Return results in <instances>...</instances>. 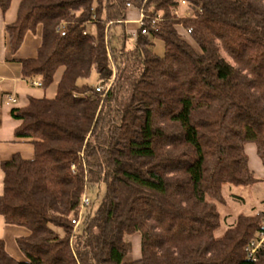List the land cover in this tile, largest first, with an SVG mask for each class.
I'll list each match as a JSON object with an SVG mask.
<instances>
[{"label":"trees","instance_id":"trees-1","mask_svg":"<svg viewBox=\"0 0 264 264\" xmlns=\"http://www.w3.org/2000/svg\"><path fill=\"white\" fill-rule=\"evenodd\" d=\"M12 1L0 0L3 15ZM181 1H20L5 26L11 53L41 30L37 55L20 59L23 78L47 89L64 72L53 98L12 109L15 137L32 142L34 157L1 162L0 214L29 233L17 238L24 261L0 238V264H264V246L255 260L248 251L264 210L219 233L225 185L262 181L245 147L264 165V0H186L185 16ZM128 4L148 29L132 48L126 31L110 34ZM96 185L105 186L98 207H82ZM135 235L141 257L129 259Z\"/></svg>","mask_w":264,"mask_h":264},{"label":"crops","instance_id":"crops-1","mask_svg":"<svg viewBox=\"0 0 264 264\" xmlns=\"http://www.w3.org/2000/svg\"><path fill=\"white\" fill-rule=\"evenodd\" d=\"M20 1L13 0L11 7L5 15L2 14L0 9V196L3 193L4 179L1 162L10 159L17 153L21 154L25 159L34 157L32 142L15 137L14 132L20 121L12 116V109L14 107L26 106L31 98H53L57 93L58 83L64 72V68H60L55 74L54 82L47 89H43L41 86H34L23 78L20 59L31 58L37 55V50L41 44V30L39 29L36 33H28L19 51L15 54L11 53L5 26L16 19ZM131 13L134 17L129 18L128 21L134 22L137 19L135 17L136 11L128 12V14ZM92 25L94 24H89V27ZM89 31L94 32L95 28L89 29ZM29 34H34L36 38L27 44ZM9 94L15 95L14 101H7L6 96ZM245 149L249 157L250 168L259 178L264 179V165L257 155L255 145L249 143ZM28 233L29 231L25 227L5 223L3 216L0 214V238L4 239L7 252L19 261L26 260V257L18 246L17 238L26 236ZM133 243L136 245L133 246V249H136L135 257L139 259L141 257L140 236L135 235Z\"/></svg>","mask_w":264,"mask_h":264},{"label":"rangeland","instance_id":"rangeland-1","mask_svg":"<svg viewBox=\"0 0 264 264\" xmlns=\"http://www.w3.org/2000/svg\"><path fill=\"white\" fill-rule=\"evenodd\" d=\"M129 11L131 12L136 11L135 17L138 18L139 10L137 8L131 7L129 8ZM178 11H179V15L181 16L192 15L193 13L192 8H189L184 5L179 6ZM132 17H134L132 13L128 14V19ZM88 28L94 29L95 26L92 25ZM138 28H139V24L137 22L127 20L125 22V26L122 24L112 26L110 29V34L111 36L115 35V37L117 38L120 34L126 31L127 35L129 36V39L126 44L127 48H132V45L134 43V33L133 32L136 31ZM180 30L181 32H183L182 35L186 39L190 40L191 43L194 44L190 36L186 34L185 29L180 27ZM34 38H36L34 34H29V37L27 39L28 41L27 44H29L30 41H32ZM195 47L198 49V46H195ZM154 49L156 53H158L159 55L164 54V51H165L164 43L161 39H155ZM222 56L229 63H233L232 59L224 51H222ZM94 77L93 79H91V81H94L95 79ZM223 192L227 199V204L225 206H220V210L223 214V217H225V219L223 220V226L219 233L224 232L228 227H230L234 223L236 216L239 213L252 214V213H256L258 211L264 210V179H262V181L259 184L255 186H251V187H234L230 184H227L225 185ZM104 193H105L104 185H100V186L96 185L94 187H89L87 189L86 195L92 201L94 209L98 207L99 201L103 197ZM128 239L133 242L135 239V236H129ZM133 246H136V245L133 243ZM135 252H136V249L134 248L132 251V254L129 256V259H136Z\"/></svg>","mask_w":264,"mask_h":264},{"label":"built area","instance_id":"built-area-1","mask_svg":"<svg viewBox=\"0 0 264 264\" xmlns=\"http://www.w3.org/2000/svg\"><path fill=\"white\" fill-rule=\"evenodd\" d=\"M183 5L190 8V6H189L190 4L186 0H182L180 2L179 6H183ZM128 6H129V8L132 7L131 4H128ZM178 9L176 10V13L179 15ZM200 12H201V10H200ZM144 17L145 16H144L143 11L139 10L138 18L134 22H137L139 24V28H142V34H147L148 33V29H147V27L145 25ZM157 21H158V18L152 20V23H153L154 27L157 26V24H158ZM191 31H192L191 29H185V32H186L187 35H190ZM135 32L136 31H134L133 33L135 34ZM31 83L34 86H41V82L39 80H33ZM108 86H110V84L107 85V84H104V83H100L99 86L97 87V91H100V90H102L104 88H107ZM6 97H7V101H9V102L15 100V95L14 94H9ZM91 202L92 201L90 200V198L85 195L83 197V200H82V207L90 206ZM79 220L80 219H76V218L72 219V221L76 224V226L78 225ZM262 246H264V234L263 233L260 235V239L253 241L252 245L248 248L249 257H251V258H253L255 260L256 256H257V251Z\"/></svg>","mask_w":264,"mask_h":264}]
</instances>
